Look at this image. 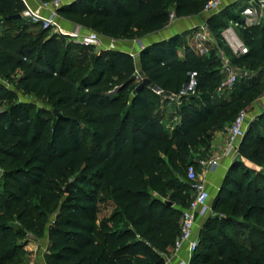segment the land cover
I'll return each mask as SVG.
<instances>
[{
  "label": "trees",
  "instance_id": "1",
  "mask_svg": "<svg viewBox=\"0 0 264 264\" xmlns=\"http://www.w3.org/2000/svg\"><path fill=\"white\" fill-rule=\"evenodd\" d=\"M205 3L75 0L58 15L103 38L139 41L168 25L170 9L179 18L194 16ZM24 9L21 0H0V80L61 117L45 109L33 115L34 107L22 102L0 110V264H16L26 235L44 236L58 205L46 231V264H165L163 254L179 237L181 212L192 199L191 188L176 181L174 171L196 167L199 159L193 161L191 153L202 144L208 151L214 134L263 94L260 81H236L228 99L217 97L223 80L219 59L182 45L176 35L138 55L140 76L161 96L148 88L134 94L137 64L131 55L100 51L92 70L76 67L60 52L56 36L32 41L27 28L36 25L7 20ZM214 18L207 23L218 33L224 24ZM42 31L41 37L48 30ZM242 40L247 53L233 63L264 69V18L245 28ZM192 76L194 93L179 98L178 123L165 127L163 104L187 88ZM112 80L116 86L110 90ZM15 99L0 83V103ZM68 106L78 115L60 113ZM239 155L264 168V110L250 123ZM260 181L264 174L251 179L242 163L232 162L212 204L226 217L205 221L189 264H264V241L247 247L237 240L241 214L264 236ZM167 190L172 193L165 199ZM101 194H108L114 211L100 219Z\"/></svg>",
  "mask_w": 264,
  "mask_h": 264
},
{
  "label": "rangeland",
  "instance_id": "2",
  "mask_svg": "<svg viewBox=\"0 0 264 264\" xmlns=\"http://www.w3.org/2000/svg\"><path fill=\"white\" fill-rule=\"evenodd\" d=\"M45 1L48 2L50 0H45ZM170 13H174V11L170 9ZM213 16L215 17L213 23L220 22L224 24V28L218 33L212 32L209 29V26L207 23L208 19H210ZM59 18H62V17L59 16ZM263 18H264V9H261V7H259V4L256 0H234L232 3H229L228 5H226L225 7H222L219 11L214 12V13L205 14L202 12V9H201L194 16L179 18L175 15V19L172 22L169 21L164 31L166 30L170 31L171 29H174L175 27L178 26V24H180L179 22H182L183 20L188 21V20L193 19L194 21H196L197 25L195 24L196 25L195 27L192 26V28H189L190 30H186L185 32L178 35L181 38L182 45H187V46L190 45L189 47L193 48L200 55H204L206 57L208 56L209 53H212V52L215 53L216 57L219 59V62H220V71H221L223 79L227 76V72L233 71L237 75V82H242L243 79L244 80L255 79L257 81H260L261 84H260V89L258 91H261L262 93H264V69L258 70V71H251L247 67H242L238 64H234L232 61V58L237 57V56H235L228 49V47L226 46V43L223 40V36H222V33H224L229 28H232V32L244 44L242 40V36H243V32L245 28L260 24ZM239 21H242V25L239 23ZM231 23L232 24L237 23L238 26L236 27L231 26ZM201 27L203 28L206 27L208 32L206 33V31L205 32L202 31L203 29H201ZM27 30H28V33L30 34V39L32 41H35V40L45 41L46 39L50 37L56 36V38L58 39L60 52L70 57V59L74 63H76L75 64L76 67H85L86 69H88V71L92 70L93 59L95 55L98 54V52L117 49V46L111 47L112 44H109V46H106V48H103V49H98L96 47H85L83 49L79 47L80 45L78 46V44L71 41L70 38L66 36H62L60 34H56L53 31H46L41 37V34L43 31L41 30L40 27L28 26ZM198 33H201L202 37H204L205 39L204 41L199 40L202 43V46H201L202 48L199 51L197 50V48H195L194 43H192V40L191 42L187 40V38L189 37L192 39ZM101 39L103 42L104 38L101 37ZM121 42H125V43L130 42L132 44L135 43L137 48L141 49V46L138 44V41H121ZM178 52L181 53V50L179 49ZM134 57L136 58V55H134ZM135 63L138 64V57L135 59ZM0 83L8 91H10L16 98L15 100L0 103V110L7 108L9 105L15 102H22V103L31 104L34 107L33 115L35 114L36 110H39V109H45L49 111L50 113L54 111V108L52 106L50 105L48 106L45 103H42L40 100L35 99L33 96L23 95L19 90H17L12 85H8L7 83L2 82L1 80H0ZM135 83L138 84L137 82ZM189 85L187 86V88L183 89V94L181 96L178 95L174 98L175 102L163 104L162 106V110L164 112L163 122H164L165 127L167 126L173 127L174 125H176V123H178V119L175 117V114H174L175 107H179V104L176 102H178L179 97L194 93L195 81H194L193 76L191 77ZM115 86H116V83L115 81L112 80V85L110 87V90L114 89ZM231 91L232 90L227 91L223 94H218V91L216 90L215 93L217 97L219 98L223 97L225 99H228L229 93ZM75 110L76 108L74 106H68L66 109L60 110V113L64 115H68V116H72V115L77 116L78 114H74L76 112ZM243 111L246 113V116H247L246 118L247 124H246V131H245V134H246L249 129L250 123L255 121L258 116H255L252 119L250 118V115L252 113V105L248 109H245ZM232 123L233 121L227 122L225 124V130L229 128ZM191 157L193 161H196L197 159L201 160L203 158H207L208 154L206 150V145H203V144L200 145L196 150H194L191 153ZM235 161H239L240 163H242L244 167L248 169L251 179H253V177L256 174H264V168L260 166L256 161L249 160L247 155H244V156L239 155L238 159ZM186 168L183 171L175 170L174 177L176 181H178L180 184L186 185L189 188L188 192H190L191 184L186 178ZM196 172L198 176H200L202 171L199 168H196ZM0 181H2L1 170H0ZM260 182L262 185H264V181L263 182L260 181ZM171 193H172V190H167L165 193V199H167ZM108 198H109L108 194L107 195L101 194L99 196V199H100L99 215L105 213L104 210L106 209H108L107 213H110V212L112 213L114 211L113 206L111 205V202L108 200ZM212 204L213 202L211 203V205L208 204L211 208L208 218L224 219L226 217L225 215L227 211H216L215 212L212 209ZM58 210H59V205L56 208L52 209L51 215L49 217L48 223L45 228V232L47 231L48 226L53 222L55 215L58 213ZM241 216L238 218V221H240L242 225L238 227V230L240 231L242 237L237 238V240L247 247H249L252 244H256V243L264 241V236L257 233V230L254 228L253 223L250 220H247V221L244 220ZM39 240H43V237L40 239H37V238H34L32 235L28 234L25 236L24 240L19 242L21 245H25V246L23 247L24 248L23 252L20 254V258H18V260L16 261V264H39V262H36L35 260H33V257H34L33 255L38 251L42 252L39 255L40 258L42 255L40 263L46 264V255L48 253L49 245L47 244L46 246L44 245L43 248H40L38 247L40 243ZM43 260H44V263H43Z\"/></svg>",
  "mask_w": 264,
  "mask_h": 264
},
{
  "label": "built area",
  "instance_id": "3",
  "mask_svg": "<svg viewBox=\"0 0 264 264\" xmlns=\"http://www.w3.org/2000/svg\"><path fill=\"white\" fill-rule=\"evenodd\" d=\"M225 0H206V3L203 6L202 12L205 14H210L219 11L223 7ZM261 9H264V0H256ZM73 2L72 0H50L48 2H41L39 7L32 9L25 6V9L21 13V18L29 24L36 25L42 30L53 31L56 34L66 36L71 39L74 43L83 46V47H96L98 49L106 48L103 45L101 36L96 32L85 30L82 27L73 25L71 30H65L60 27L58 24V10L68 4ZM175 19L174 13H170L169 20L173 21ZM231 26H238L237 23L232 24ZM202 31L208 32L207 28H203ZM223 40L226 43L228 49L235 55H244L247 53V47L235 36L232 32V28H229L224 33H222ZM195 48L199 51L202 47V43L199 40H205L202 37L201 33L195 35L192 39ZM135 81L140 83L143 79L139 71H136L134 74ZM237 81V75L235 72H227V76L222 80L217 91L218 94H223L227 91L232 90L234 84ZM193 82V81H191ZM157 95L161 96V92L156 90L154 91ZM181 91L178 95H182ZM172 94L168 97L170 102H175V97L178 96ZM180 98V97H179ZM179 101V100H178ZM169 102V103H170ZM179 104V102H176ZM246 113L241 111L237 117L234 119L233 123L229 128L225 130V142L224 147L221 153V157L235 161L239 157V147L245 136L246 131ZM220 157H207L201 160H198L196 167L190 165L186 169V178L191 184L192 190V199L186 209L182 210L181 219H180V235L176 239L173 251L176 253L183 244H188V249L191 254L196 250L199 240L197 234H195V226L198 219L205 218L207 219L211 208L208 205L210 199L209 192L206 189V186L196 172L197 166L202 172H210L217 168L219 164ZM179 264H185L180 262Z\"/></svg>",
  "mask_w": 264,
  "mask_h": 264
},
{
  "label": "crops",
  "instance_id": "4",
  "mask_svg": "<svg viewBox=\"0 0 264 264\" xmlns=\"http://www.w3.org/2000/svg\"><path fill=\"white\" fill-rule=\"evenodd\" d=\"M75 1V0H72ZM234 1V0H233ZM233 1L231 0H225L223 3V7H225L226 5H228L229 3H232ZM21 2L23 3L24 6L30 7L32 9H36L37 7H39L41 0H21ZM193 20V19H192ZM192 20H188L185 21L183 20L182 22H179L180 24H178L177 27H175L174 29H169L170 31H164L166 29V27L156 33H153L151 35H148L147 37L141 39L138 41V44L141 46V49H143L144 47H147L153 43L156 42H161L164 40H167L173 36L179 35L183 32H185L186 30H190L189 28L195 27L196 21H192ZM170 21V20H169ZM172 22V21H170ZM58 24L60 25L61 28L65 29V30H71L73 28V24L70 23L67 20H64L62 18L58 19ZM196 24V25H195ZM187 40H189L191 42V38H187ZM109 44H112L111 47L113 46H117V49H115V51H121V52H125L129 55H131L135 61V59L138 57L141 49L137 48L135 43H125V42H121V41H113L107 38L103 39V45L109 46ZM190 46V45H189ZM181 55V53H179ZM134 55H136V58L134 57ZM140 68L136 67V71H139ZM264 110V93L252 103V113L250 115V118L252 119L255 116H258L259 114H261ZM168 127H172V126H168ZM225 131H221V132H216L213 136V139L210 143L209 149L207 151L208 157H220L219 160V164L217 166V168H215L213 171L210 172H201L200 174V179L201 181L204 182L207 191L209 192L210 195V199H209V203L211 205V203L213 202L214 198L216 197L221 184L223 182V179L228 171V169L230 168L231 164L233 161H231L228 158L225 157H221V153L224 147V142H225ZM197 168H199L197 166ZM111 205L114 208V205L111 203ZM109 208V207H108ZM105 213L98 215V217L104 218V217H109L110 213L108 212V209L104 210ZM206 219L205 218H201L198 219L197 224L195 226V234H197V236H199V232L200 229L202 228V226L204 225ZM39 246L40 248H43L44 245L46 246L49 243L48 240V232H45L44 236H43V240H39ZM30 249V248H29ZM41 251L36 252L33 256V260H35L36 262L41 261V258L39 257V255L41 254ZM163 256L166 259V263L165 264H179L180 262H183L185 264H189L192 254L189 252L188 249V244L185 243L182 245V247L175 253L173 251V249H169L167 250V252L165 254H163ZM35 258V259H34ZM44 263V260H43Z\"/></svg>",
  "mask_w": 264,
  "mask_h": 264
},
{
  "label": "water",
  "instance_id": "5",
  "mask_svg": "<svg viewBox=\"0 0 264 264\" xmlns=\"http://www.w3.org/2000/svg\"><path fill=\"white\" fill-rule=\"evenodd\" d=\"M21 19H22V18H21V15L11 16V17H8V18H7V20H21ZM189 86H190V85H189ZM144 88H148V89H150V90H152V91H156V90H158V89L155 87V85H154L149 79H147V78H143V79L141 80V82L138 83L137 87L135 88V90H134V94L140 92V91L143 90ZM52 113H53V115H54L55 117H57V118H60V117H61V115H60L56 110H54Z\"/></svg>",
  "mask_w": 264,
  "mask_h": 264
}]
</instances>
